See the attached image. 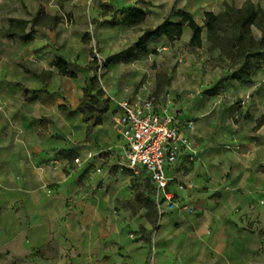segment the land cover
<instances>
[{"label":"crops","instance_id":"0c3cea01","mask_svg":"<svg viewBox=\"0 0 264 264\" xmlns=\"http://www.w3.org/2000/svg\"><path fill=\"white\" fill-rule=\"evenodd\" d=\"M58 1L0 0L7 26L60 18L40 24L29 42L0 47V264H264V61L249 82L231 79L238 67L205 43L190 49L183 27L176 42L148 45L133 68L146 78L97 117L80 109L92 76L80 6ZM250 2L264 12V0H99L87 12L99 22L102 6L146 12L144 23L127 26L138 39L165 19L178 22L172 10L203 27L206 13ZM149 96L168 105L175 125L193 123L189 149L165 167L167 192L192 214L158 213L154 184L142 166L127 167L113 130L116 102ZM135 180L148 186L151 211L125 208Z\"/></svg>","mask_w":264,"mask_h":264},{"label":"rangeland","instance_id":"374dc122","mask_svg":"<svg viewBox=\"0 0 264 264\" xmlns=\"http://www.w3.org/2000/svg\"><path fill=\"white\" fill-rule=\"evenodd\" d=\"M98 2L99 0H59L56 3L60 7H63L64 3L73 4L74 6L79 4L80 6L79 28L84 31L80 36L87 53L86 67L88 66L92 71L91 79L84 91L86 93L85 100L88 102L87 105L90 106L91 104L88 112H94V115H98L97 117L109 112L108 103L112 100L117 101V95L120 92L123 90H132L134 92L140 80L146 78V76L133 71L134 67L139 68L140 61L138 60L143 59V57L138 58L135 55L133 48V42L137 39L139 31L136 29L130 30L122 23L123 17H119L125 15L130 9L122 8L114 11L112 8L102 6V12H100L99 16L102 22H99L90 18L87 12L89 8L97 6ZM22 6L24 5L22 4ZM3 13L4 9L0 6V47H3L4 43L7 42H22L18 36L9 38L6 35L9 26H7V21L2 16ZM104 17H108V19H104ZM64 18L67 19L68 23L71 20L69 14H65ZM58 19L60 18L58 17ZM40 23H44L47 28L51 27V22L48 19H44ZM33 30L37 33V27L33 29L28 27L25 33H29V31L32 33ZM12 32L18 33V30L14 28ZM253 35L259 38L260 32L254 29ZM1 52L2 50H0ZM196 53L199 59L208 60V55H206L205 51ZM177 58L184 61L182 54L177 55ZM209 59L212 60V58ZM132 188L133 200L125 202V208L134 211L143 207L151 211V205L145 201L146 195L144 193L145 190H148V186L135 180Z\"/></svg>","mask_w":264,"mask_h":264},{"label":"trees","instance_id":"16d2710c","mask_svg":"<svg viewBox=\"0 0 264 264\" xmlns=\"http://www.w3.org/2000/svg\"><path fill=\"white\" fill-rule=\"evenodd\" d=\"M146 15V12L135 9L124 16L122 23L128 27L140 25L146 20ZM170 15L178 16L179 21L172 23L169 19H165L157 27L144 30V33L133 43L135 55L138 58L148 54V45L152 41L166 37L170 42H176L182 36L183 27H187L191 31L188 42L190 49H200L205 43L209 52L215 51L220 57L226 58L231 68L238 67L232 72L231 79L249 82L258 63L264 61V12L251 2L240 7L224 4L223 11L218 15L206 13L203 27H200L190 15L181 10H172ZM43 18L50 19L53 24H58L60 20L47 16L37 17L29 22L10 20L6 35L9 38L18 36L20 40L29 42L33 39V35L31 31L25 33V30L28 27L33 29L40 26ZM14 28L18 30V33L12 32ZM254 29L260 32L259 38L253 35ZM57 67L63 75L74 78L72 74L66 73L62 65ZM87 104L85 98L80 104V109L85 113L91 106ZM98 122L96 120L95 123Z\"/></svg>","mask_w":264,"mask_h":264},{"label":"built area","instance_id":"2783aa9c","mask_svg":"<svg viewBox=\"0 0 264 264\" xmlns=\"http://www.w3.org/2000/svg\"><path fill=\"white\" fill-rule=\"evenodd\" d=\"M116 106L120 115L113 119L112 127L125 142L127 167L136 171L142 166L146 170L155 186L154 205L158 213L177 209L192 214L191 207L178 206L167 192L170 179L165 175V167L174 164L180 153L189 149L185 132L193 130V123L175 125L168 105L158 107L154 96L136 98L133 103L123 100L116 102ZM78 162L74 160L75 164Z\"/></svg>","mask_w":264,"mask_h":264}]
</instances>
